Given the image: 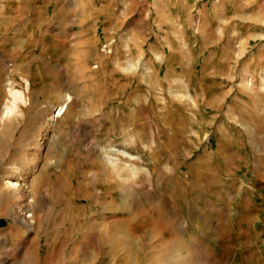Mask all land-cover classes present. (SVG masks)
Segmentation results:
<instances>
[{"label":"rangeland","instance_id":"obj_1","mask_svg":"<svg viewBox=\"0 0 264 264\" xmlns=\"http://www.w3.org/2000/svg\"><path fill=\"white\" fill-rule=\"evenodd\" d=\"M128 255L264 264V0H0V264Z\"/></svg>","mask_w":264,"mask_h":264},{"label":"bare ground","instance_id":"obj_2","mask_svg":"<svg viewBox=\"0 0 264 264\" xmlns=\"http://www.w3.org/2000/svg\"><path fill=\"white\" fill-rule=\"evenodd\" d=\"M9 91H10L11 97L17 98V95H18L19 92L13 91V88L12 87H10V90ZM61 110H62V108H60L57 116H59V113L61 112ZM17 165L18 164H15V167H6L4 169V171H3L2 180H5V179L8 180V179H10V177H13V178L19 180L20 179V176H21V170H19V168L17 167ZM17 180L14 183H12V185H14V186L17 185ZM8 187L10 188V186H8ZM27 217H30V214L22 217L21 218L22 222H25V223H28V224H33L34 222H33L32 219H30L29 221L26 220ZM138 258L139 257H137V256L135 258L134 255H128L125 259H126L127 264H136V262L138 261Z\"/></svg>","mask_w":264,"mask_h":264},{"label":"crops","instance_id":"obj_3","mask_svg":"<svg viewBox=\"0 0 264 264\" xmlns=\"http://www.w3.org/2000/svg\"><path fill=\"white\" fill-rule=\"evenodd\" d=\"M155 1H189V0H155ZM193 1H200V0H193Z\"/></svg>","mask_w":264,"mask_h":264}]
</instances>
